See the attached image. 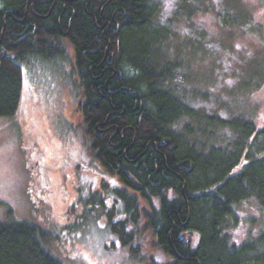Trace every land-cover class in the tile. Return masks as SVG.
Segmentation results:
<instances>
[{"label":"trees","instance_id":"trees-1","mask_svg":"<svg viewBox=\"0 0 264 264\" xmlns=\"http://www.w3.org/2000/svg\"><path fill=\"white\" fill-rule=\"evenodd\" d=\"M158 7L154 0H0V118L18 109L20 63L64 58L68 42L83 88V143L121 185L114 191L127 217L113 222L114 206L107 217L132 257L159 264L141 253L143 221L153 246L173 258L167 264H264V232L239 244L227 232L233 204L253 198L264 208V128L203 116L172 90L177 64L165 56L168 25L156 21ZM182 119L211 130L177 131ZM216 128L230 129L231 138L221 143ZM194 233L192 247L185 234ZM51 237L36 224L0 218V264H63L45 246Z\"/></svg>","mask_w":264,"mask_h":264},{"label":"rangeland","instance_id":"rangeland-1","mask_svg":"<svg viewBox=\"0 0 264 264\" xmlns=\"http://www.w3.org/2000/svg\"><path fill=\"white\" fill-rule=\"evenodd\" d=\"M154 1L156 21L168 25L165 56L177 64L172 90L203 116L242 117L264 128V0ZM63 46L64 58L20 63L18 109L0 118V218L49 232L45 246L63 264H147L135 260L110 228L112 206L113 222L127 217L114 191L121 185L84 146L83 88L73 49L66 41ZM204 125L182 119L177 131ZM214 132L221 143L232 136L228 128ZM232 208V242L264 232V208L255 199ZM143 226L138 223L141 253L159 264L172 262ZM185 237L197 245L196 233Z\"/></svg>","mask_w":264,"mask_h":264}]
</instances>
